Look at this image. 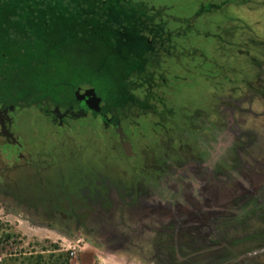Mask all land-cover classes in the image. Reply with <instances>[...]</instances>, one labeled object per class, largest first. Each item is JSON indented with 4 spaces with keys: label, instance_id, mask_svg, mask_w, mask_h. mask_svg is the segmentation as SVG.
<instances>
[{
    "label": "rangeland",
    "instance_id": "1",
    "mask_svg": "<svg viewBox=\"0 0 264 264\" xmlns=\"http://www.w3.org/2000/svg\"><path fill=\"white\" fill-rule=\"evenodd\" d=\"M156 1L188 16L197 0ZM224 12L229 22L222 13L200 19L201 34L191 40L199 45L201 72L214 59L230 67V79L243 74L249 80L248 54L264 58V0H233ZM66 26L58 21L48 33L23 30L18 46L1 41L0 77L22 87L26 102L43 94L56 97L66 84L94 88L108 104L116 102L123 90L117 58L74 50ZM227 27L237 33V44ZM95 40L99 46L101 39ZM171 69L186 78L173 84L176 102L188 110L207 109L212 90L204 76ZM262 71L264 86V65ZM246 99L235 109H219L221 121L232 123L220 130L221 144L228 147L219 148L214 169L187 154L169 173L162 165L148 169L143 181L132 179L128 164L115 159L94 121L78 119L61 128L33 107L24 110L28 148L48 149L59 138L58 144L72 147L67 154L73 163L63 166L70 171L67 191L43 195L44 200L38 188L31 200L0 185V264H23V256L52 250L68 254L71 264H264V99L250 93Z\"/></svg>",
    "mask_w": 264,
    "mask_h": 264
},
{
    "label": "flooded vegetation",
    "instance_id": "2",
    "mask_svg": "<svg viewBox=\"0 0 264 264\" xmlns=\"http://www.w3.org/2000/svg\"><path fill=\"white\" fill-rule=\"evenodd\" d=\"M232 1L197 0L188 16L182 13L178 16L172 4H160L156 0H0V10L3 9L0 42L18 46L23 43V30L28 34L39 28L48 33L52 27L56 28L58 21L60 26L67 23L69 35L76 42L74 50L89 51L99 57L104 52L113 54L117 58L114 65L126 80L114 103L108 104L94 88L75 86L67 102L45 108L29 105L22 87L8 84L0 77V185L31 200L32 194L37 193L36 188L43 200V195L67 191L68 182L64 181L70 171H65L63 166L73 163L67 154L72 147L64 142L58 144L59 138H56L48 149L30 150L21 123L23 111L32 107L56 127H68L75 119L94 121L102 129L106 146L109 139L114 144L111 148L115 150V159L126 162L134 173L132 179L139 177L143 181L144 172H154L160 165L168 167L169 173L187 154L201 158L214 169L219 162V148L228 147L221 144L224 135L220 130L223 125L230 128L232 123L221 121V106L235 109L241 102H247L248 93L259 94L264 99V58L256 59L248 54L250 69L253 68L250 78L247 80L242 74L238 81L228 77L225 64L220 69L221 65L213 61L203 74V61L191 57L193 52L200 51L199 45L191 41L201 34L199 20L222 13L229 22L232 18L224 8ZM53 20H56L54 25ZM227 28L234 37L233 44H237V33ZM96 37L101 39L99 46ZM173 67L204 76L212 90L207 109L188 110L176 102L171 95L173 84L186 78L173 74ZM128 81L133 86L130 89ZM236 81L237 87L233 86ZM77 90L79 93L93 91L97 99L89 100L77 94ZM220 98L228 99L229 103L221 104ZM118 124L123 142L129 145L128 151L123 149L116 132ZM104 158L107 155L102 153L101 163H106Z\"/></svg>",
    "mask_w": 264,
    "mask_h": 264
},
{
    "label": "trees",
    "instance_id": "3",
    "mask_svg": "<svg viewBox=\"0 0 264 264\" xmlns=\"http://www.w3.org/2000/svg\"><path fill=\"white\" fill-rule=\"evenodd\" d=\"M200 53H201L200 51L198 53L195 51V52H193L191 54L192 55L191 57H193V59L196 58L197 60H201V59L198 58ZM213 62L215 63L214 59H213ZM224 64H225L224 65L225 69L227 68V70H228L229 66H227L226 63H224ZM224 66L221 65L220 69H222V67H224ZM116 68L118 70V72H117L118 75L121 76V79H120L121 80V84H122V82H124L125 85H126V80L122 79L120 68L119 67H116ZM128 82L130 83V81H128ZM132 87H133L132 83H130L128 88L130 89ZM72 90H73L72 84L71 85L70 84H66L65 88L63 89V91L60 92L56 97H51L48 94H43V95H40V96H38L36 98H33L34 100L32 102H31V99H32V97H31L30 100L27 101V103L29 105H35V106H38V107L51 108L52 106L61 105L64 102H67L68 101V97H67L68 93L70 91L72 92ZM107 145H108L109 149L111 147L114 148V144H112L111 139H109ZM110 150H112V148ZM76 153H78V151ZM219 242H220V240H219ZM171 251H172V253H173V251H175L174 247H171ZM23 264H71V263L69 262L68 254H66V253H55L52 250V252H50L47 255L38 254L36 256H33V255L23 256Z\"/></svg>",
    "mask_w": 264,
    "mask_h": 264
},
{
    "label": "water",
    "instance_id": "4",
    "mask_svg": "<svg viewBox=\"0 0 264 264\" xmlns=\"http://www.w3.org/2000/svg\"><path fill=\"white\" fill-rule=\"evenodd\" d=\"M79 92H81V91H80V90H77L76 93H77V94H80V95L83 96V97L87 96V98H88L89 100L97 99V98H96V95H95V93H94L93 91L83 92V93H79ZM55 111H58V109H55ZM53 112H54V111H53ZM116 132L118 133L119 138H120V141L122 142L123 149L128 151V150H129V145H128L127 142H123V132H122L121 127L119 126V124H118V126H117Z\"/></svg>",
    "mask_w": 264,
    "mask_h": 264
}]
</instances>
